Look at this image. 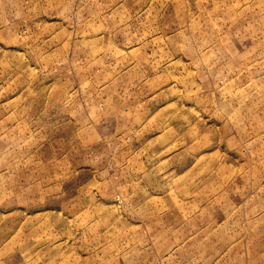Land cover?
<instances>
[{
	"label": "rangeland",
	"instance_id": "374dc122",
	"mask_svg": "<svg viewBox=\"0 0 264 264\" xmlns=\"http://www.w3.org/2000/svg\"><path fill=\"white\" fill-rule=\"evenodd\" d=\"M0 264H264V0H0Z\"/></svg>",
	"mask_w": 264,
	"mask_h": 264
}]
</instances>
